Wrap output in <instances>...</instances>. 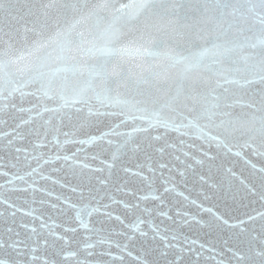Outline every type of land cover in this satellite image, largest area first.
<instances>
[{
    "label": "snow or ice",
    "instance_id": "6c2138e0",
    "mask_svg": "<svg viewBox=\"0 0 264 264\" xmlns=\"http://www.w3.org/2000/svg\"><path fill=\"white\" fill-rule=\"evenodd\" d=\"M0 264H264V0H0Z\"/></svg>",
    "mask_w": 264,
    "mask_h": 264
}]
</instances>
